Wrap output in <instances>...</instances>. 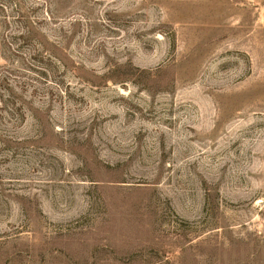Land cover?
Instances as JSON below:
<instances>
[{
  "label": "rangeland",
  "instance_id": "obj_1",
  "mask_svg": "<svg viewBox=\"0 0 264 264\" xmlns=\"http://www.w3.org/2000/svg\"><path fill=\"white\" fill-rule=\"evenodd\" d=\"M0 264H264V0H0Z\"/></svg>",
  "mask_w": 264,
  "mask_h": 264
}]
</instances>
